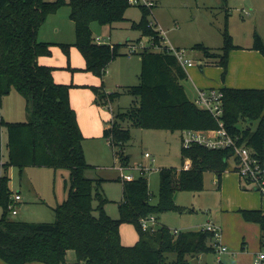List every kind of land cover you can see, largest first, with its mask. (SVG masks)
<instances>
[{"label":"trees","instance_id":"obj_1","mask_svg":"<svg viewBox=\"0 0 264 264\" xmlns=\"http://www.w3.org/2000/svg\"><path fill=\"white\" fill-rule=\"evenodd\" d=\"M70 4V18L75 24L74 43L58 44L69 58L71 47L76 46L86 60L85 70L103 76L108 66L119 55L123 43H98L93 38L92 23L113 26L126 19L129 0H0V258L8 264L44 262L68 264L69 249L77 254L76 264H172L169 253L183 258L215 250L214 233L201 230H183L175 234L165 225L155 231L144 230L141 219L162 210L176 208L173 196L179 190H203L205 171L214 170L222 175L229 166V149H210L204 145L183 147V154L193 164L180 171L165 169L161 175L159 202H152L148 178L123 181V198L119 202L120 215L112 217L105 209L111 201L104 191L105 178L92 177L93 164L86 159L83 146L85 135L78 114L72 105L70 90L75 83H58L54 77L57 67L42 64L40 56L53 55L54 42L38 38L40 27L47 16L61 5ZM144 15L133 28L153 35L162 43L160 32L149 27L150 7L142 4ZM224 52L217 53L200 44L205 56L224 66L227 73L229 52L233 43L227 25L224 30ZM239 46V45H238ZM179 48V47H178ZM252 48L264 54V39L255 32ZM130 50L126 55L130 56ZM140 82L128 88L137 97L134 124L142 128L184 129L217 128V119L208 110L191 101L181 84L186 71L176 55L162 43L160 50L150 48L141 52ZM68 68L76 70L71 67ZM13 88L22 93L32 117L27 121H7L1 112V99ZM223 119L228 130L238 135L264 162V89L224 87ZM96 91L99 88L95 87ZM119 96L115 92L111 97ZM102 94V93H100ZM102 94L101 97H105ZM114 100V99H113ZM241 121L257 122V127L241 128ZM6 128L7 161L3 160L1 132ZM104 137L122 163L130 154L125 146L132 138L131 128L124 127L120 115L104 128ZM9 166H17L20 173L26 166L67 168L70 184L65 200L54 207L51 222L17 220L11 215L9 204L13 190L10 187ZM94 200H97L95 205ZM248 221L260 223L264 231V211L240 209ZM97 212V213H96ZM135 224L138 240L124 242L123 223ZM212 241V242H211Z\"/></svg>","mask_w":264,"mask_h":264},{"label":"rangeland","instance_id":"obj_2","mask_svg":"<svg viewBox=\"0 0 264 264\" xmlns=\"http://www.w3.org/2000/svg\"><path fill=\"white\" fill-rule=\"evenodd\" d=\"M54 1V0H51ZM153 1L148 14L149 27L160 32L163 29L167 38L174 46L186 50L187 56L194 60L193 66L183 68L185 77L180 82L187 97L195 101L199 87L221 83L225 71L221 63L205 56L202 49L196 45H204L217 53L224 52V30L227 25L233 43L229 52L228 69H238L243 62H252V52H245L242 47H252L254 34L258 32L264 38V0H147ZM141 3H130L126 10V19L114 24L101 25L92 23L93 38H102L103 43L115 45L123 43L127 48L110 63L100 83L91 88L96 93V110L101 122L91 130L94 134L83 141L86 159L93 164L88 173L93 177H103L104 191L111 201L105 209L113 215L119 216V202L123 198V179L119 166L134 167L140 163L153 168L145 175L153 193L152 202H159L161 196V175L165 169L180 171L189 168L193 160L183 154L181 130L142 128L134 124L135 107L138 106L137 97L128 88L140 82L142 66L141 52L148 48L160 50L162 43L153 40L152 34H145L142 30L133 28V23H139L144 15ZM71 6L66 3L55 12L49 14L45 23L40 27L38 37L41 40L62 43H74L76 40L75 25L70 18ZM163 41V38H162ZM239 45V46H238ZM130 50L134 57L130 60L126 52ZM57 54L65 61L69 60L60 46ZM77 55H70V61H80ZM82 58V62H85ZM250 64V63H249ZM88 71V70H87ZM126 75V76H124ZM90 77H95L90 75ZM125 84V85H123ZM99 88V91L95 90ZM119 92L115 97L111 95ZM105 97H101L102 94ZM114 99V100H113ZM1 112L7 121H27L32 117L30 107L25 96L16 88L1 99ZM120 115V122L124 127H130L131 140L125 146V154L131 158L122 163L107 138L103 137V124L114 120V114ZM241 128L257 127V122L241 121ZM206 130V129H204ZM183 131V130H182ZM3 160L7 161L6 128L1 132ZM152 154L145 157V152ZM187 159V161H186ZM186 163V164H185ZM138 167V166H137ZM236 162L229 158L228 170L222 175L217 171H205L203 190H179L173 196L176 208L153 213L158 225H165L172 231L199 230L208 223H215L221 227L220 240L228 245L229 250L219 253L216 248L202 252L199 260L192 259L193 254L179 258L176 253H169L167 260L172 264H255V258L260 252L259 226L255 221L246 220L240 208L258 206L264 210V200L257 190H246L239 185V174L234 171ZM137 178L140 172L131 170ZM8 174L11 178L10 187L14 193L22 195V201L17 203V220L30 222H51L55 219L54 207L65 200L70 184V172L67 168L51 166H26L22 173L17 166H9ZM177 195V196H176ZM97 205V200H94ZM0 206V216L2 214ZM97 213V212H96ZM160 223V224H159ZM261 226V225H260ZM122 238L125 242L135 243L138 232L135 224L125 222L121 227ZM212 242V241H211ZM132 243V244H133ZM72 253L77 254L74 249ZM8 264L0 258V264Z\"/></svg>","mask_w":264,"mask_h":264},{"label":"built area","instance_id":"obj_3","mask_svg":"<svg viewBox=\"0 0 264 264\" xmlns=\"http://www.w3.org/2000/svg\"><path fill=\"white\" fill-rule=\"evenodd\" d=\"M130 3H141L151 7L154 3L147 0H129ZM161 37L163 38L162 43L167 46V50L176 55L179 62L184 66H193L194 60L187 56L186 50L174 46L167 38V35L163 29H159ZM162 40V39H161ZM98 43H103L102 38L99 37L96 40ZM132 54H130L131 56ZM196 104L205 110H208L217 119L219 126L212 129H184L181 131V139L183 147L190 148L193 145L199 144L204 145L210 149H229L231 157L235 159L236 170L240 178L250 187L251 189L257 190L262 199L264 200V162L255 155V152L251 147L246 145L245 141H242L238 135L231 133L225 125L223 115L225 112L224 108V91L220 88H198V95L195 100ZM109 142L111 139L109 138ZM145 157L151 158L152 154L149 151L145 152ZM138 166V167H137ZM120 174L123 181H132L137 179L131 170L137 169L141 176H144L150 171L151 167L142 163L135 165L134 167L119 166ZM22 201V195L20 193H13L12 201L9 204L11 215H17L19 210L16 208L17 203ZM141 226L144 230L155 231L158 226V220L155 215L145 217L141 219ZM199 230L210 231L214 233L213 246L221 254L229 250L228 245L224 244L220 237L221 227L215 223H208L202 226ZM178 234L179 231H173ZM255 264H264V243L262 248L255 258Z\"/></svg>","mask_w":264,"mask_h":264},{"label":"crops","instance_id":"obj_4","mask_svg":"<svg viewBox=\"0 0 264 264\" xmlns=\"http://www.w3.org/2000/svg\"><path fill=\"white\" fill-rule=\"evenodd\" d=\"M155 5L156 4L154 3V6ZM110 27L113 28L112 26ZM41 41H45V40L41 39ZM54 43H57V42H54ZM57 48H60V45L58 44L53 45L52 47L53 55L40 56L39 61L42 64H47V65H52V66L57 67V69L54 70V77H55L56 82L58 83L73 82L76 84V86L72 87L70 90V98H71L72 105L77 111L79 123L85 135V139H87L94 134L95 131L91 130L94 127V125H98L101 122L99 114L96 110V106L94 104L96 103L95 101L96 93L91 88V86H95L96 84H99L101 78L103 79V76L102 77L97 76L93 72L85 70L86 61L82 62V58L84 56L81 54L80 50L76 46L71 47L70 55L79 56L78 58L81 59V62L79 60L78 61L72 60L70 62L69 60L65 61L62 57H59V55L57 54ZM125 49L127 48L123 46L120 51L122 53H125ZM242 50L244 52L245 50L248 52H252V62H249L250 64L245 61L242 64H240V67L238 69L234 67V69L232 70L230 68V71L228 69V72L226 73L225 77L222 76L221 83H216V84H212L206 87H199V88L215 87V88L221 89L224 87H234V88H262L264 89V54H262L256 49H253L250 46L242 47ZM128 58L130 60L134 59L133 56L132 57L128 56ZM69 63L71 67L76 68V70L69 69L68 68ZM90 75L95 76V77H90ZM111 121L112 120H109L108 122H106L105 125L103 124V126L101 127V130L103 128V131H102L103 137H104V128L106 127L107 123H110ZM234 171H237L236 168L234 169ZM90 174L91 173H89V175ZM97 177H100V176H97ZM238 178H239L240 186L243 185L244 189L246 190H254L248 187V185L240 178V176H238ZM257 207L258 206L252 205V206H245L244 208H240V209H261L263 210L262 208H257ZM111 216L114 218H117V216H113V215ZM257 225L259 226L258 227L259 228V244L261 246L260 247V250H261L262 245L264 243V231L262 230L260 223H257ZM121 232H123L122 229H121ZM125 243L132 244L133 242H125ZM199 255L200 254L196 256H192V259H196L198 262ZM76 262H77V259H76L75 253H72L71 249H69L68 254H67V263L76 264ZM26 264H46V263L34 261V262H28Z\"/></svg>","mask_w":264,"mask_h":264},{"label":"water","instance_id":"obj_5","mask_svg":"<svg viewBox=\"0 0 264 264\" xmlns=\"http://www.w3.org/2000/svg\"><path fill=\"white\" fill-rule=\"evenodd\" d=\"M230 155H231V152H230ZM177 196V195H176Z\"/></svg>","mask_w":264,"mask_h":264}]
</instances>
